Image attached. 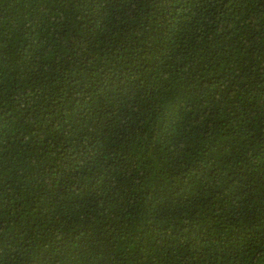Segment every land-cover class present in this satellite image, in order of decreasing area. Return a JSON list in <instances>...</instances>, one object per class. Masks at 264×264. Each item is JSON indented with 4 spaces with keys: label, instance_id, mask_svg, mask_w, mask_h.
Wrapping results in <instances>:
<instances>
[{
    "label": "trees",
    "instance_id": "obj_1",
    "mask_svg": "<svg viewBox=\"0 0 264 264\" xmlns=\"http://www.w3.org/2000/svg\"><path fill=\"white\" fill-rule=\"evenodd\" d=\"M0 264H264V0H0Z\"/></svg>",
    "mask_w": 264,
    "mask_h": 264
}]
</instances>
